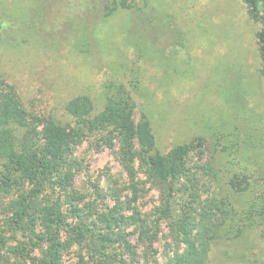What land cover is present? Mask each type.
<instances>
[{
  "label": "rangeland",
  "instance_id": "obj_1",
  "mask_svg": "<svg viewBox=\"0 0 264 264\" xmlns=\"http://www.w3.org/2000/svg\"><path fill=\"white\" fill-rule=\"evenodd\" d=\"M6 1L12 13L34 17L37 28L49 35L47 45L45 35L36 33L25 44L16 41L0 50V70L32 111L67 121L65 105L75 95L89 94L102 108L106 84L125 83L136 118H151L161 151L190 141L200 145L193 169L190 164L198 192L215 191L234 210H242L245 196L231 187L230 178L248 174L251 180H264L260 24L250 17L244 0H152L144 11L117 13L92 33L87 50L77 47L81 51L73 44L77 30L72 39L57 43L69 29L66 11L78 0ZM23 35L14 34V39L21 41ZM76 156L82 161L76 177L79 190L88 192L97 181L108 190L109 177L119 179V185L126 181L111 148L97 149L86 140L77 146ZM105 201L115 202L112 197ZM157 204L156 189L147 190L138 202L150 216ZM159 224L155 256L159 264H167L175 244L167 237V223ZM66 261L91 264L79 246ZM209 264H264V236H224L212 246Z\"/></svg>",
  "mask_w": 264,
  "mask_h": 264
},
{
  "label": "trees",
  "instance_id": "obj_2",
  "mask_svg": "<svg viewBox=\"0 0 264 264\" xmlns=\"http://www.w3.org/2000/svg\"><path fill=\"white\" fill-rule=\"evenodd\" d=\"M151 1L78 0L66 11L69 29L59 30L57 43L72 39L77 30L73 44L87 50L92 33L117 13L144 11ZM244 2L260 24L256 36L264 76V0ZM7 3L0 0V50L16 41L25 44L36 33L49 44L34 17L12 13ZM19 33L27 36L18 41ZM103 93L102 108L89 94L72 97L65 105L69 120L63 121L32 111L0 70V264H79L66 261L75 246L86 250L91 264H159L155 243L161 221L175 244L167 264H209L212 246L224 236H264V180H251L248 174L230 178L231 187L246 199L240 212L224 195L199 193L190 164L193 169L200 145L190 141L161 151L151 118H136L126 84L109 82ZM86 140L97 149H112L127 174L122 185L109 177L108 190L99 181L88 192L79 190L82 161L76 150ZM151 189L159 191V204L150 216L138 202ZM109 197L113 204L106 203Z\"/></svg>",
  "mask_w": 264,
  "mask_h": 264
}]
</instances>
